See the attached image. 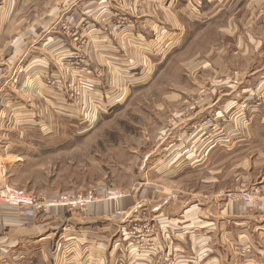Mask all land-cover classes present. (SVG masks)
Returning <instances> with one entry per match:
<instances>
[{"label": "crops", "instance_id": "crops-1", "mask_svg": "<svg viewBox=\"0 0 264 264\" xmlns=\"http://www.w3.org/2000/svg\"><path fill=\"white\" fill-rule=\"evenodd\" d=\"M237 1L139 0L131 5L129 0H0V163L7 170L19 160L5 161L16 155L11 137L18 132L28 135L35 125L49 122L50 106L55 111L68 106L80 109L64 86L55 89L45 83L51 72L62 75L65 84L85 76V106L98 99L113 107L126 100L131 82L146 84L148 76L160 74L170 60L186 54L181 58L186 73L200 82L206 101L196 112L194 103L188 115H175L162 126L165 153L152 167L160 180L171 181L180 172L204 174L218 166L219 177L227 181L218 195L192 190L183 199L175 189L167 192L162 186L147 185L137 195L119 201L100 199L83 211L52 207L32 216L24 207L0 203V264H154L161 249L173 254L175 264H264V182H259L252 205L238 196H223L232 183L240 188L234 183L238 166L234 156L244 147L240 142L264 135V69L247 67L241 60L249 46L234 49L228 59L224 45L206 50L203 37L209 26L226 25L227 11ZM257 4L249 0L241 10H255ZM62 22L71 24L73 32L63 34L55 28ZM242 24L257 21L227 19L229 27ZM261 35L237 34L234 40L238 46L247 40L257 44L264 41ZM199 41L204 47L196 51L193 43ZM232 63L237 64L235 75ZM102 66L108 75L104 80L95 77ZM201 67L205 80L199 76ZM90 81H96L95 86ZM259 91L260 113H234L222 134L205 141L207 132L227 117V107ZM62 113L77 116L69 110ZM230 158V164L220 163ZM253 179L250 172L249 181ZM202 182L204 191L211 181ZM165 192L168 197L163 198ZM143 205L160 223L159 242L152 247L126 237V223L138 218L137 208ZM117 209L124 212L122 217H114Z\"/></svg>", "mask_w": 264, "mask_h": 264}, {"label": "rangeland", "instance_id": "rangeland-1", "mask_svg": "<svg viewBox=\"0 0 264 264\" xmlns=\"http://www.w3.org/2000/svg\"><path fill=\"white\" fill-rule=\"evenodd\" d=\"M257 2L255 10L248 8L241 10L244 5L249 3V0H238L234 3L238 5L227 11L226 25L213 24L204 29V42L207 41L205 44L208 46H206V50L211 46L216 47L217 50L224 45L226 47L225 54L228 57L234 53V49L236 51L244 50L246 46H249V51L241 60L247 67L255 65L259 69H264V41L256 44L247 40L238 46L239 43L234 40L237 34L247 37L249 32L258 36L264 35V0H257ZM229 17L246 18L252 21L256 19L257 25L242 24L229 27L227 25ZM62 24L55 28L60 29L63 34H66L67 30L73 32L71 24L63 22ZM196 28L198 27L196 26ZM36 32L38 34L35 36L41 37V33L34 30V33ZM193 44L194 50H203L204 46L200 41ZM171 49L173 50V48ZM185 55H179L174 60H170V63L160 74L148 76L146 84H141L142 80L138 81L137 79V81L131 82L132 90L126 100L113 107L105 106L104 102L101 103L98 99L90 107L85 106L83 94L88 91L86 89L88 79L85 76L81 80L77 78L75 83L68 81L65 84L62 75L51 72L48 78H45V83H49L50 87L55 89L58 86H64L62 88L67 89L72 102L77 104L76 107L80 109H76V111L73 106H68L69 108L55 111L53 106H50L49 122L42 121L35 125L28 135L18 132L16 137H11V150L16 155L8 157V161H5L8 163L12 160L15 161L16 158L19 160L14 162L15 164L13 163L11 169L7 170L6 167L3 184L8 183L11 188L17 191L44 197L67 192L94 191L97 196H103L101 199L116 192H122L127 197L137 195L147 185L152 189L155 185L162 186V189L165 188L167 192L169 190L173 192L175 189L183 199L187 192H192V190L193 193L199 195L202 192L218 195L221 190L224 191L223 186L227 184V181H223L222 177H219V172L216 171L218 166L204 174L198 171H194V173L180 172V175L171 181L160 180L158 172L152 167L165 153L159 133L162 126L168 125L169 120L175 115H188L194 103H197L193 108L196 112L206 101V94L198 87L200 82L191 78V72L186 73L187 69L181 60ZM235 66L237 67V64L232 63L233 75L236 72ZM200 70L199 76L206 77L202 73L205 69L201 67ZM107 76L103 72V66L95 75L100 80L106 79ZM138 76L137 74L133 77ZM246 76L247 74H242L241 78H246ZM90 82L95 86L96 81ZM193 83H196V87H193ZM262 108L263 96L259 91L256 96L242 100L233 107H227L225 120L216 123L207 134L220 135L221 129L224 132L225 125L230 122V117H233L236 112H242L248 116L260 113ZM66 110L77 116L62 115V112ZM257 137L254 140L247 137L240 142L244 147L234 156V161L239 166H236L235 174L237 175L234 177V183L240 184V188H234L232 183L231 190L223 193V196L227 197L238 196L251 205L254 204L256 195L259 194L257 189L261 185L259 182H264V135ZM223 161L228 165L233 159L222 160L220 163ZM8 171L9 175H7ZM250 172L254 178L251 182L249 181ZM203 179L211 181L204 185V191H202ZM149 192L160 196L153 190ZM167 192L161 193V196L168 197ZM246 195L252 196V200H246ZM125 196L112 200L119 201ZM137 210H140L138 218L126 223L128 227L126 237L129 241L152 247L157 244V241L159 242L157 240L160 227L158 218L149 212L147 206L143 205ZM123 215L124 212L119 209L114 213L115 218ZM163 237V234L159 236L161 246L164 241ZM160 251L161 253L157 255L158 258L154 264H175L173 254L170 255L164 249Z\"/></svg>", "mask_w": 264, "mask_h": 264}, {"label": "built area", "instance_id": "built-area-1", "mask_svg": "<svg viewBox=\"0 0 264 264\" xmlns=\"http://www.w3.org/2000/svg\"><path fill=\"white\" fill-rule=\"evenodd\" d=\"M130 4L133 5L139 0H129ZM127 17H121V21L125 22ZM245 106V105H244ZM219 133H223V130ZM211 142L215 139L211 134L207 135L205 141ZM6 177V166L4 163H0V202L7 203L15 207H24L25 212L28 216L35 215L39 211H47L52 207H64L70 210H86L89 208L91 203L102 198V195L94 193V191H88L85 193H61L53 196H37L27 194L17 190H9L4 184L3 180ZM125 196L122 192H116L110 194V199H119L121 196ZM246 200H252V196L246 195ZM121 212V211H118Z\"/></svg>", "mask_w": 264, "mask_h": 264}, {"label": "bare ground", "instance_id": "bare-ground-1", "mask_svg": "<svg viewBox=\"0 0 264 264\" xmlns=\"http://www.w3.org/2000/svg\"><path fill=\"white\" fill-rule=\"evenodd\" d=\"M107 198H109V197H107ZM100 199H101V198H100ZM100 199H99V200H100ZM97 201H98V200H97ZM95 202H96V201H95ZM95 202H94V203H95ZM0 203H2V202H0ZM3 204L9 205V204H7V203H3ZM92 204H93V203H91V205H92ZM10 206H11V205H10ZM13 207H15V206H13Z\"/></svg>", "mask_w": 264, "mask_h": 264}]
</instances>
